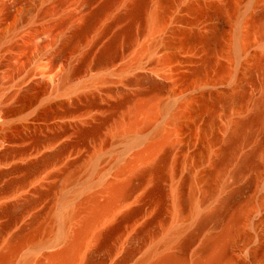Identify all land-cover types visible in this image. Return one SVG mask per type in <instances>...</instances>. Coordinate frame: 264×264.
<instances>
[{
	"label": "rangeland",
	"instance_id": "rangeland-1",
	"mask_svg": "<svg viewBox=\"0 0 264 264\" xmlns=\"http://www.w3.org/2000/svg\"><path fill=\"white\" fill-rule=\"evenodd\" d=\"M13 1L0 0V8ZM107 1L21 0L10 16L0 17V151H12L0 158V251L14 235L50 223L7 264H40L46 253L63 248L88 197L104 203L108 182L126 180L128 197L89 239L79 264H139L155 248L152 259L184 252L192 264L204 239L247 202L244 236L222 264H264V168L239 179L232 175L264 133L239 144L223 179L209 176L234 124L248 118L264 94V0H115L70 41ZM113 39L115 57L96 65ZM68 68L75 72L67 79ZM151 81L166 90L155 93ZM152 99L160 112L148 129L113 131L133 105ZM154 146V174L121 175ZM71 169L76 177L67 182ZM191 188L192 207L181 206L182 216L173 217L174 199ZM208 188L217 194L201 203ZM234 191L223 223L208 224L183 250L182 239L197 229V214L212 211ZM68 209L79 216L64 223L60 216ZM165 226L183 232L160 247Z\"/></svg>",
	"mask_w": 264,
	"mask_h": 264
},
{
	"label": "bare ground",
	"instance_id": "bare-ground-1",
	"mask_svg": "<svg viewBox=\"0 0 264 264\" xmlns=\"http://www.w3.org/2000/svg\"><path fill=\"white\" fill-rule=\"evenodd\" d=\"M9 1V0H8ZM65 0H60V2H64ZM115 0H109L107 1L105 6H102L99 10V12L96 14L94 13L92 16H89V21L86 22L87 25H85L86 29L83 30H77L74 32L73 36L70 38V41L75 39H78L79 36H82L84 31H88L91 27H93V23L95 22V19L98 17V15L103 14L108 10L110 6H112L113 2ZM138 3V2H137ZM144 3V1H143ZM146 3V2H145ZM21 4V0L19 1H13V2H7L3 3V5L0 8V17L2 16H10L11 9L14 7H17ZM112 4V5H111ZM140 5V4H139ZM138 5V6H139ZM136 6V5H135ZM136 6V7H138ZM141 7V6H139ZM135 9V8H134ZM139 10L140 8H136V10ZM137 10V11H138ZM141 10V9H140ZM139 10V11H140ZM137 13V12H135ZM96 14V15H95ZM1 20V19H0ZM264 30V27H263ZM128 39H130V36H127ZM1 38V37H0ZM114 40V39H113ZM116 40V39H115ZM114 40L113 43L110 44V46L106 47L105 50H103V53L100 54L98 57V61L96 65H107L110 63V61L115 57H113L114 47L116 46V41ZM1 41V40H0ZM68 42V41H67ZM1 43V42H0ZM116 43V44H115ZM66 44V43H65ZM117 48V47H116ZM116 51V49H115ZM264 70V57H263V65L260 66ZM75 72V69L68 68L65 73V78L72 77ZM64 78V77H63ZM64 78V79H65ZM135 82V81H134ZM152 90L155 91V93L162 92L166 90L167 86L164 83L151 81ZM156 98V97H155ZM154 99V98H153ZM149 101L150 104L146 103L144 104H135L136 106H132L130 110H128V119L123 122H116V127L113 128V131L117 133H129L134 131H143L145 129H148L155 121L160 108V105L156 102L157 99ZM176 114H174L172 117H174ZM176 117V116H175ZM174 117V119H175ZM122 120V119H121ZM174 121V120H173ZM235 127L230 133V136L228 137V145L225 149L222 156L216 161V167L212 173L209 174L212 177L214 175L218 177H222L223 179L224 174L226 173V169L224 170L225 165L232 162L234 160L235 155H237V150L239 149L240 143L250 142L251 140L255 139L256 134L261 132V135L264 133V94L255 101L253 110L248 118L244 120H240L239 122L234 124ZM115 126V125H114ZM166 137V136H165ZM263 137V136H261ZM170 135H167V138L165 139L166 142L170 140ZM262 139V138H261ZM256 147L251 150V152H247L246 154L241 156V159L237 163L235 169L232 172V175L239 179L246 171L248 170H260L264 168V140H260L256 143ZM157 146V145H156ZM7 148V147H5ZM156 148L154 147H148L146 151H142L140 154L136 155V158L134 161L128 165L125 170L121 172V175H125V173H132L134 175L139 176H150L154 174V172L158 168V162L154 160V153L156 152ZM10 152H12L10 149H4L0 151V158L7 157ZM60 153V152H59ZM58 154V152H57ZM52 154L54 157L56 155ZM96 154V153H95ZM95 154L93 155L94 157ZM50 156V155H49ZM58 156V155H57ZM51 157V156H50ZM92 157V159L94 158ZM53 158V157H52ZM139 163H149L150 166L146 169H140ZM74 169V168H73ZM69 171V170H68ZM188 176V175H187ZM76 177V170L69 171L67 174V182L72 181ZM138 177V176H137ZM188 178L186 182L191 183L192 178ZM127 181V180H126ZM108 182L104 189V194L106 193L107 198L106 202L102 203L98 200V197L96 195H90L88 197V207L85 210V215L80 220L79 225L77 226V230H74V234L68 237L67 244L61 248L60 250L54 252V253H46L44 255V259L42 262H39L40 264H79L80 256L82 253V250L84 246L88 243L89 239L96 235L97 230H99V226L105 224V222H109L112 220L113 216H115V211L118 209V207L125 202V199L128 197L129 190H130V182ZM129 181V180H128ZM222 183V182H221ZM221 183L219 185H221ZM255 180L252 179L249 182V185H254ZM223 186V183L221 187ZM212 187V186H211ZM220 186H218L219 188ZM217 189V188H216ZM214 188H208L206 189V196L204 200L201 201L203 203L206 201L208 197H212L215 194H217V191ZM194 189L191 188L190 192L185 197L180 198L179 196L174 199V205L172 207V216L173 217H179L182 216L181 214V206H184L185 208L192 207V204L194 202ZM238 193L237 191H234L230 193L227 197L223 198L219 204L210 212L207 213H198L197 214V229L194 232L188 233L181 241L182 249L184 250L187 246H189L198 234L203 231V229L210 224L211 222L215 223H223V219L230 213L229 211V205L232 197ZM86 202V201H85ZM124 204V203H123ZM183 207V209H185ZM250 202H247L246 205L243 207L240 206L236 211H234L230 217V220L227 225L222 226L219 233L209 235L207 236L200 249L197 252L196 258L193 260L192 264H222L224 259L226 258L228 251L230 247H232L237 239L239 237H243L244 233L242 229L240 228V223L243 220L248 219L249 217V210ZM53 213V212H52ZM48 214V221L52 222L55 219V216L53 214ZM129 215V214H127ZM127 215L125 217H127ZM79 216V212L77 213L74 209H68L62 212L61 219L64 223H66L69 219H72L73 217ZM47 221V222H48ZM43 224V223H42ZM38 225L35 230H33L31 233H24L23 231L18 233L16 236L14 235V238L6 245V247L0 251V264H7L12 257L16 255V253L19 251V249L24 246L25 244H29L30 242L34 241L37 235L39 233L46 229L49 224H43ZM37 226V225H36ZM45 228H44V227ZM35 227V226H34ZM49 229V228H48ZM163 232L165 234L164 239L162 240L160 247H164L168 244H170L177 236H179L183 232V228L180 226H174L172 229L166 228V226L163 228ZM99 233V231H98ZM97 233V234H98ZM72 234V233H71ZM98 236V235H97ZM157 252V248L153 249L150 254L145 257L139 264L147 263V264H189L187 259L185 258V254L183 253H168L164 255H160L155 259H152V255Z\"/></svg>",
	"mask_w": 264,
	"mask_h": 264
}]
</instances>
